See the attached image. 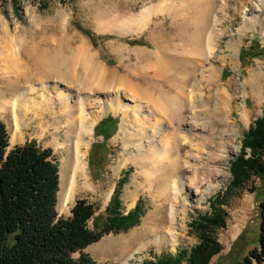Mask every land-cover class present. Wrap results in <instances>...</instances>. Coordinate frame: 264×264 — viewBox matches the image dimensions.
<instances>
[{"label":"rangeland","instance_id":"1","mask_svg":"<svg viewBox=\"0 0 264 264\" xmlns=\"http://www.w3.org/2000/svg\"><path fill=\"white\" fill-rule=\"evenodd\" d=\"M203 1L0 0V120L6 125L10 148L36 140L42 146L53 150L59 165L60 182L57 197L59 216L64 218L72 216L77 199L85 198L95 207L94 217L88 222V226L90 228H94L96 224L100 226L108 216L107 206L123 178L120 193L121 210L127 214L137 203H141L142 215L138 224L126 231L106 234L84 249V252L99 264H141L145 260L155 259L161 255L189 252L200 241L199 230L192 226L193 220L210 214L212 211L210 200L224 193L226 199L222 208L227 214L226 226L214 231L222 249L209 264H236L257 245L261 220L259 204L264 196V182L256 175H252L242 186L235 188L230 185L233 181L232 165L242 152L244 136L256 119L263 114L264 0H218L215 9L217 19L214 18V22L220 20L214 45L216 59L207 62L203 67L212 66L219 76L216 85L208 89L212 96L224 91L223 96L219 97L220 101H212L210 105L220 102L219 106L222 108L226 100L232 103L230 121L234 131L231 136L233 137L231 149L235 151L223 152V155H226L221 157L217 170L221 168L224 174L216 177L214 183L217 187L206 197L201 198L192 190L183 192L181 200L183 201L185 196L189 204L185 211L179 212V222L183 225V230L179 232V238L174 244L146 246L135 251L133 256L128 255L131 257L127 261L119 257L121 242L118 239L127 237L139 229L153 210L154 204L162 200L156 191L155 182L150 180L138 192L135 191L133 181L139 170L135 164V155L136 147L141 141L134 136L131 140L133 144L130 141L127 144L119 134L122 117L127 115L133 122L135 114L141 113L137 111L139 104L147 102V98L140 96L138 91L137 94L134 88L130 91V85L135 86L138 82L144 84V79L138 77H143L147 71H155V68L153 64L138 59L133 53L134 55L126 56V62L132 64V67L124 84L108 79L100 70L101 67L117 69L119 54L112 48L114 45L130 49L155 48L149 37L154 27L160 45H165L172 54L182 51L187 41L175 39L173 34L177 32V27L184 23L190 22L188 28L191 27L193 15L202 7L198 4H202ZM172 6L177 10L174 14ZM148 11L153 13L150 31L147 29L141 34H125L126 27L134 28V25L142 20L143 13ZM83 43L93 53L94 59L90 54L83 55L76 49ZM251 44H254V47H251ZM63 55L71 58L67 66L62 65ZM56 65H61L59 69L66 72L65 75L68 76L66 79L61 80L60 77L53 76L54 69L58 67ZM62 66L68 68L64 69ZM154 66L157 67L155 64ZM119 69L121 73H126L122 67ZM46 71H51V75H44ZM155 74L151 77L157 76ZM162 77L158 75V79L153 81L162 80ZM82 80L89 83L86 91L91 95L92 101L86 109L87 117L90 118L89 121L92 117L97 119L91 124L93 137L85 161V174L79 176L77 190L69 196L68 191L62 188L60 174V171H65L68 166L70 168L71 156L66 146L61 144L64 141L66 121L61 112L63 102L59 93L73 91L76 82L78 84ZM17 89L20 94L14 95L13 92ZM12 101L15 102L16 108H13ZM245 112L247 118H243ZM109 116L115 118L116 128L113 135L106 140V153L100 149L92 156L94 144L104 140L102 135L97 134L95 127ZM42 120L52 124L44 134H41L40 128L37 127ZM136 129L140 131L142 126ZM247 153L249 156V149ZM122 156L125 158L124 161ZM74 173L72 168L71 175L74 176ZM116 244L117 249L113 247ZM79 256V253L75 254L76 258ZM181 264H188V258L184 257Z\"/></svg>","mask_w":264,"mask_h":264},{"label":"bare ground","instance_id":"2","mask_svg":"<svg viewBox=\"0 0 264 264\" xmlns=\"http://www.w3.org/2000/svg\"><path fill=\"white\" fill-rule=\"evenodd\" d=\"M217 1L204 0L203 3L201 2L202 4H198L202 7L193 15L194 19L190 28H188L190 22L177 27V32L173 34L175 39L187 41V45L182 47V51L172 54L165 45H160L156 37V27H154L149 37L155 48L130 49L121 45L117 47L113 44L112 48L119 54L117 69L103 67L101 70L98 69L108 79L124 84L132 67V64L126 62V56L129 57L134 53L138 59L150 62L148 64H153V68H155V71H147L146 75L138 77L144 79V84L138 82L135 86L130 85V91L134 88L136 92L140 93L137 92V94L147 98V102L136 106L137 111L141 113L135 114L133 122L127 115L122 117L119 134L127 144L129 141L132 143L131 140L134 136H137V140L141 141L136 147L137 154L135 155V164L139 169L133 181L135 191L138 192L150 180L155 182L158 196L162 197L163 201L154 204L153 210L147 215L139 229L127 237L118 239L121 242L119 257L126 261L131 257L128 255L133 256L135 251L146 246L174 244L178 240L179 232L183 230V225L179 222V212L185 211L189 204L187 197L184 196L183 201L181 200L183 192L192 190L201 198L206 197L213 188L217 187L214 183L216 177L224 174L220 167H218L220 170H217L221 157L226 155H223V152L235 151L231 149L233 140L231 136L234 131V126H231L230 121L232 103L230 100H228L229 102L226 100L225 106L222 108H220L221 105L219 106L220 102L210 105L212 101H220L219 97L223 96L224 91L212 96L208 89H212L216 85L219 76L212 66L203 67L207 62H213L216 59L214 45L215 36L219 31L218 22H220V20L214 22ZM172 8L174 14L177 10L174 6ZM151 12H144L142 20L134 25V28L127 26L125 34H141L147 29L150 31L151 15L153 14ZM181 19H183L182 16ZM80 45L76 48L79 53L90 54V57L94 59L93 53L89 51L86 44ZM178 49L180 50V48ZM61 58L63 66L69 65L68 62L71 61L69 56L63 55ZM56 59L59 61L58 58ZM153 60L154 62H152ZM56 66L58 67L54 69L53 76L60 77L61 80L66 79L68 77L65 75L66 72L59 69L61 65ZM119 67H122L126 73H121ZM51 71H46L44 75H51ZM150 72L156 73L157 76H163V79L153 81L158 78L157 76L151 77L153 74ZM69 82L71 81L69 80ZM126 83L128 82L126 81ZM75 86L74 89L72 88L73 91L69 90L66 94L59 93L63 102L61 112L66 121V129L63 131L64 141L61 144L66 146L65 148L69 150L71 156L69 158L70 168L68 166L65 171H60V174L62 188L64 191H68L69 196L77 190L79 176L85 174V161L93 137L91 124L97 119V117H92L89 121L90 118L86 114L87 107L92 104L91 95L86 91L89 88V83L82 80L78 84L76 82ZM13 93L19 95L20 91L17 89ZM11 103L13 108H16L15 102ZM143 116L144 120L142 121ZM150 117L153 119L152 121ZM243 118H247L246 112L243 114ZM45 122L42 120L37 126L40 128L41 134L46 133L52 125L47 123L49 121ZM135 126H142V129L139 131ZM128 148L130 149V147ZM124 160L125 158L122 156V161ZM72 168L75 171L74 176L71 175ZM141 178H143L142 181ZM235 228L236 226L233 227V229ZM113 247L117 249L118 245Z\"/></svg>","mask_w":264,"mask_h":264},{"label":"trees","instance_id":"3","mask_svg":"<svg viewBox=\"0 0 264 264\" xmlns=\"http://www.w3.org/2000/svg\"><path fill=\"white\" fill-rule=\"evenodd\" d=\"M86 33L91 35L89 31ZM115 128V118L111 116L97 124L95 131L104 140L94 144L92 156L100 149L106 153V140ZM231 170V187L242 186L252 175L264 182V107L262 116L246 132L242 152ZM123 179L111 197L106 209L108 216L100 226H88L95 207L85 198L77 199L72 216H59L60 176L53 150L36 140L10 148L6 125L0 120V264H99L84 249L106 234L128 230L138 224L142 215L141 203L127 214L121 210ZM225 199V193L218 194L210 200L211 213L193 220L192 226L199 230L200 241L189 252L161 255L141 264H181L184 257L188 258V264H209L222 249L214 231L226 226L227 214L222 208ZM259 209L257 245L236 264H264V196ZM76 253L80 254L78 258Z\"/></svg>","mask_w":264,"mask_h":264}]
</instances>
